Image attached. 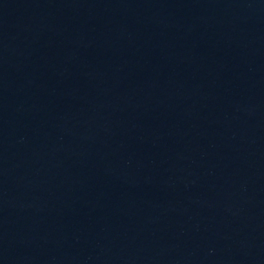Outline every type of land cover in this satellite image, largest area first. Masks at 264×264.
<instances>
[{
    "label": "water",
    "instance_id": "1",
    "mask_svg": "<svg viewBox=\"0 0 264 264\" xmlns=\"http://www.w3.org/2000/svg\"><path fill=\"white\" fill-rule=\"evenodd\" d=\"M0 264H264V0H0Z\"/></svg>",
    "mask_w": 264,
    "mask_h": 264
}]
</instances>
